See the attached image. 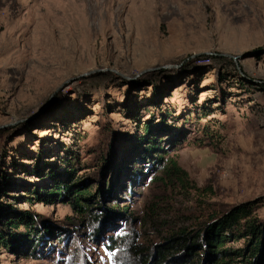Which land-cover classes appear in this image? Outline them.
<instances>
[{"label": "rangeland", "instance_id": "374dc122", "mask_svg": "<svg viewBox=\"0 0 264 264\" xmlns=\"http://www.w3.org/2000/svg\"><path fill=\"white\" fill-rule=\"evenodd\" d=\"M83 1L0 0V264H205L264 225V0Z\"/></svg>", "mask_w": 264, "mask_h": 264}, {"label": "trees", "instance_id": "16d2710c", "mask_svg": "<svg viewBox=\"0 0 264 264\" xmlns=\"http://www.w3.org/2000/svg\"><path fill=\"white\" fill-rule=\"evenodd\" d=\"M166 169L168 176L171 175L176 177L180 182L184 181V178L181 175H185V172L177 166L176 162L170 161ZM56 190L61 193L69 192L71 189H69V186L61 185L57 186ZM73 194L72 207L77 212L85 211L84 206L87 204L81 198L87 195V190L80 191L77 189ZM238 235H241L244 243L248 242V245H246L244 250L228 251L222 249L224 247V240L229 237H238ZM199 236L198 232L194 235V239H199ZM182 237V235L179 236V238ZM247 237H249V240ZM235 239L236 238H234V241ZM202 246L207 249V259L205 264H236L237 260L235 258H230L231 255L244 257L245 252H247L253 258L259 250L262 249V252H264V225L252 215L251 207H247V205L238 206L233 210L220 215L218 220L202 234V244L198 245V247ZM191 249L192 246L190 248L188 247V251ZM194 255V259H198L197 254ZM226 258H228V261H225ZM262 258H264V256ZM247 259L248 257L244 260V264L249 263ZM195 260L188 264H194Z\"/></svg>", "mask_w": 264, "mask_h": 264}, {"label": "bare ground", "instance_id": "6f19581e", "mask_svg": "<svg viewBox=\"0 0 264 264\" xmlns=\"http://www.w3.org/2000/svg\"><path fill=\"white\" fill-rule=\"evenodd\" d=\"M78 3L83 4L82 2H84L83 0H77ZM82 7V5H80Z\"/></svg>", "mask_w": 264, "mask_h": 264}, {"label": "water", "instance_id": "95a60500", "mask_svg": "<svg viewBox=\"0 0 264 264\" xmlns=\"http://www.w3.org/2000/svg\"><path fill=\"white\" fill-rule=\"evenodd\" d=\"M101 72V71H100Z\"/></svg>", "mask_w": 264, "mask_h": 264}]
</instances>
